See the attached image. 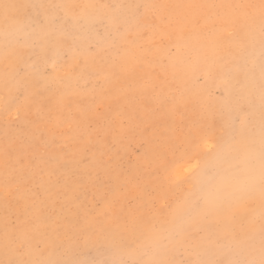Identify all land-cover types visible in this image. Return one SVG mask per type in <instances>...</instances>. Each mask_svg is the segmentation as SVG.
Instances as JSON below:
<instances>
[{
	"label": "snow or ice",
	"instance_id": "1",
	"mask_svg": "<svg viewBox=\"0 0 264 264\" xmlns=\"http://www.w3.org/2000/svg\"><path fill=\"white\" fill-rule=\"evenodd\" d=\"M0 77V117L27 126L0 148V264H264V0H0ZM133 105L181 122L155 135L151 183L127 179L136 202L97 213L78 193Z\"/></svg>",
	"mask_w": 264,
	"mask_h": 264
},
{
	"label": "rangeland",
	"instance_id": "2",
	"mask_svg": "<svg viewBox=\"0 0 264 264\" xmlns=\"http://www.w3.org/2000/svg\"><path fill=\"white\" fill-rule=\"evenodd\" d=\"M31 2L72 3L82 2V0H31ZM96 2L115 3L122 2V0H96ZM60 62L63 63L62 60ZM49 71H51L50 68ZM60 74L63 75L64 73L61 72ZM39 86L44 88L45 82L41 80ZM194 87L201 91L209 101H218L224 94L223 85L216 78L204 79L201 77ZM3 96V83L2 77H0V101H2ZM107 104L108 102L106 101L98 110L103 113ZM133 108L134 105L126 109L123 132L117 137L113 145L115 159L112 170L105 172L102 168L98 169L91 179H85L78 193L79 202L89 208H94L97 213L107 210L105 203L106 195L111 198L126 196L130 203L134 204L136 202L135 198L138 196V193L132 190L125 191L124 189L127 179L129 177H136L141 183H151L146 163L153 148L155 135L163 133L174 124L178 125L181 122L180 113L183 111L182 108L178 111H169L161 109L157 105H150L147 111L137 110L135 115H132ZM184 118L187 119L188 114H185ZM15 137L27 138V126L24 122L23 113H21L20 120L15 121L11 125H6L3 118L0 117V148H2L6 139ZM109 140L111 141V135H109ZM89 156L91 157V153H89ZM97 158L99 159V157ZM103 159L106 160L107 157ZM69 171H71V166H69ZM177 174L181 175L180 170H178ZM72 178L75 179V177ZM2 180L3 169L0 167V183H2ZM183 187H173L168 193L169 199L182 197ZM9 201L11 210L17 211L16 202L12 201L11 197H9ZM19 210L22 211V203L19 206ZM67 212L68 210L65 209L66 214ZM4 215V194L3 190L0 189V228H2ZM80 252L82 253L79 257L81 259L100 258L97 248L91 243L85 245L81 242Z\"/></svg>",
	"mask_w": 264,
	"mask_h": 264
},
{
	"label": "bare ground",
	"instance_id": "3",
	"mask_svg": "<svg viewBox=\"0 0 264 264\" xmlns=\"http://www.w3.org/2000/svg\"><path fill=\"white\" fill-rule=\"evenodd\" d=\"M180 173H181V175H183V171L182 170H180Z\"/></svg>",
	"mask_w": 264,
	"mask_h": 264
}]
</instances>
